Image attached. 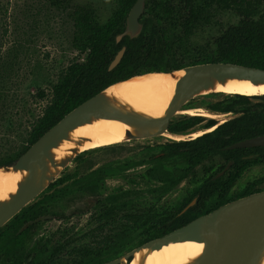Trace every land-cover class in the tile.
Returning <instances> with one entry per match:
<instances>
[{
    "label": "rangeland",
    "instance_id": "obj_1",
    "mask_svg": "<svg viewBox=\"0 0 264 264\" xmlns=\"http://www.w3.org/2000/svg\"><path fill=\"white\" fill-rule=\"evenodd\" d=\"M88 3L95 6L101 22H105L116 7V0H72L71 5L75 7ZM5 4H8L9 13L7 18L0 19V90L10 96L11 110L7 121L0 129V153L12 154L20 149L23 140L38 118L43 115L48 104V99H42L39 91L44 90L49 95L61 72L72 62H85L87 54L80 55L72 48L73 24L67 15L68 12L52 9L46 0H5ZM198 5L197 20L187 28V31H184V23L178 20V16L167 19V37L173 42L177 52L172 67L180 63L191 64L204 50L213 48L215 39L225 30L238 25L245 18L244 15L254 20L264 16V0H240V7H233L230 10L203 3ZM6 28L9 33L3 36L2 31ZM235 97L236 95L217 93L198 95L190 99L180 111L202 110L219 113L213 111L225 107L226 103ZM262 105L264 100L251 97L248 108L253 109ZM188 118L190 116L174 115L170 128ZM204 119L209 120L206 117ZM202 127L203 125L196 126L184 135L166 132V135L178 137L175 140L152 136L74 153L69 159L74 158L60 170L53 180L54 183H49L48 188L0 229V237L3 234H11L16 228L19 229L27 214L47 204L49 209L47 215H52L54 219L41 222L38 232L28 240L23 249L24 255L38 252L40 244L44 246L41 256L32 264L46 263L53 246L63 244L66 248L56 264L77 263L81 259L75 251L90 248L100 250L102 248L100 241L104 236L109 233L122 235L126 229L130 231L129 243L132 250L112 256L114 260L126 257L136 248L161 238L162 236L159 237L157 233V227H154L150 220L155 223L166 217L168 212L197 191L206 177L202 167H198L195 175L189 176L173 191L159 192L161 184L150 178L147 172L155 166L153 156L168 150L169 143L192 139L184 136L196 131H205L201 129ZM128 163L132 164V167L100 180L96 194H86L72 188L71 180H76L81 175L85 176L103 167L119 168ZM161 165L168 171L189 167L181 158L163 161ZM211 170L213 173L217 169ZM68 181V184H64ZM54 184L56 186L64 184L63 186L70 189L67 194H59L55 200L49 201V196L58 190ZM246 190H264V166L253 165L247 169L228 195L227 201L237 199ZM97 194L103 197L102 206L110 204L111 197L124 194L125 199L111 207L119 210L122 216L129 212L138 219L125 225V228L121 226L122 221L110 224L100 233L99 222L94 219V216L99 214V207L80 215L74 213L83 212L82 207H89ZM207 207H216V200H211ZM148 217L150 219L147 221ZM45 241L46 243H43ZM115 241L118 242V238ZM107 257L102 261L105 262ZM55 258L53 257L51 261ZM0 264H8L1 251ZM20 264H27L25 257Z\"/></svg>",
    "mask_w": 264,
    "mask_h": 264
},
{
    "label": "trees",
    "instance_id": "obj_2",
    "mask_svg": "<svg viewBox=\"0 0 264 264\" xmlns=\"http://www.w3.org/2000/svg\"><path fill=\"white\" fill-rule=\"evenodd\" d=\"M46 2L52 9L68 12L67 15L73 24L72 48L80 55L87 54V58L83 63L72 62L66 70L62 71L49 95L44 90L39 91L42 99H48L43 115L33 125L17 152L0 153V167L12 164L68 113L116 83L148 73H170L188 66L206 63H234L264 70V16L254 20L246 15L238 25L230 26L219 35L213 43V48L204 50L202 55L194 58L191 64L180 63L178 66H171L177 52L173 42L167 37V19L178 16V20L184 23V31H187V28L197 20L199 3L230 10L233 7H240V0H147L146 12L141 19L144 24L142 34L134 40L125 37L118 44L116 37L125 31L127 17L137 0H116V7L105 22L100 21L92 3L72 7V0H46ZM7 6L5 0H0V19L8 17ZM2 33L3 36L8 35V29H4ZM124 46L127 50L122 61L115 69L109 71L110 64ZM9 97L7 93L0 90V129L10 114ZM249 105L250 97L236 95L235 99L223 108V111L244 109L245 113L251 116L252 128L264 129V110L255 111L249 109ZM246 119L247 116L237 119L221 126L220 129L233 130L235 134L232 135L239 137L243 133L240 131L245 128L241 122ZM198 121V118L190 119L175 125L169 131H182L192 127ZM211 124L213 122L209 125ZM174 146L176 149L168 153L166 157L180 155L190 163L191 167L171 174L167 182V190L174 189L187 175L194 172V167L202 161L203 148L206 151L215 149L213 141L203 143L202 139ZM234 175L236 174L231 176L234 177ZM232 181L233 178L228 181H223L222 178L210 179L179 203L166 217L155 223L150 220L152 225L157 227L159 237L178 230L197 217L228 203L227 196L235 186ZM253 193L255 191H246L242 197ZM195 198L196 204L183 213ZM213 199L216 200V207L207 208V204ZM137 219L134 217L133 221ZM149 219V217L146 218L147 221ZM18 230L16 228L13 233L3 234L0 237V251L8 259L15 256V250L21 247V241L26 234ZM116 238L118 242L115 241ZM129 238L128 229L124 230L122 235H115L114 238L109 234L100 241L106 249L83 250L82 260L76 264H102L105 253L108 256L106 262L114 260L112 256L132 250Z\"/></svg>",
    "mask_w": 264,
    "mask_h": 264
},
{
    "label": "water",
    "instance_id": "obj_3",
    "mask_svg": "<svg viewBox=\"0 0 264 264\" xmlns=\"http://www.w3.org/2000/svg\"><path fill=\"white\" fill-rule=\"evenodd\" d=\"M146 1L137 0L134 4L127 17L125 31L116 37L117 43H120L125 37H129L131 40L137 39L142 34L144 24L140 20L145 12ZM126 50L127 48L124 46L118 52L109 66V71L119 65ZM178 71H184L185 74L177 82L174 98L164 119L138 118L132 114L108 108L103 94L108 88L127 81L119 82L76 107L16 161L6 167H0V170L14 168L29 172L28 178L19 186L18 192L12 200L0 205V229L46 189L44 186L46 180H50V183L53 182L54 179L47 178V158H49L50 151L56 148L59 142L66 139L70 131L89 123L92 118L117 120L141 130L156 127L158 136L168 132L169 122L190 99L214 89L217 82L225 84L228 80L236 79L248 80L254 85L264 84V70L234 63H206L189 66ZM253 97L264 100V96ZM258 146H264V136L244 141L233 148ZM72 159L59 164V166L52 159L50 162L55 167L65 168ZM38 171H41L39 177ZM195 201L186 210L192 207ZM186 241L204 244L203 255L195 264H259L264 253V191L223 205L178 230L136 248L126 257L105 264H123L124 260L128 263L142 249L159 250L166 245Z\"/></svg>",
    "mask_w": 264,
    "mask_h": 264
},
{
    "label": "bare ground",
    "instance_id": "obj_4",
    "mask_svg": "<svg viewBox=\"0 0 264 264\" xmlns=\"http://www.w3.org/2000/svg\"><path fill=\"white\" fill-rule=\"evenodd\" d=\"M184 74V71H175L171 74H146L108 88L103 96L108 108L132 114L138 118L162 120L174 98L177 82ZM210 93L227 96H264V84L254 85L248 80L236 79L228 80L225 84L217 82L214 89L205 91L199 96H206ZM175 115L201 116L217 121L218 125L215 127L184 136V138L192 139H197L205 133L213 132L227 118L232 116L230 114H219L202 110L178 111ZM157 132L158 129L156 127L141 130L117 120L92 118L89 123L70 131L67 138L59 142L58 146L50 151L49 158H47V178L54 179L60 170L63 169L58 167L59 164L66 162L76 152H85L107 145L130 141L132 137L145 139L155 136L174 140L178 138L166 135V132L157 136ZM50 159L58 166L52 165ZM28 174V171L14 168L0 170V205L12 200L18 192L19 186L28 178ZM40 175L41 171H38V177ZM49 183L50 180H46L45 188H48ZM203 252V243L192 241L178 242L166 245L159 250L142 249L134 255L130 262L127 263L124 260L123 264H195L203 255ZM259 264H264V253Z\"/></svg>",
    "mask_w": 264,
    "mask_h": 264
},
{
    "label": "flooded vegetation",
    "instance_id": "obj_5",
    "mask_svg": "<svg viewBox=\"0 0 264 264\" xmlns=\"http://www.w3.org/2000/svg\"><path fill=\"white\" fill-rule=\"evenodd\" d=\"M145 9H146V7H145ZM145 12H144V14H145ZM144 14H143V16H144ZM143 16L141 17V19L143 18ZM229 103L230 102L226 103V105H228ZM259 107H261V109H259ZM223 108L218 109V110L213 111V112L230 114V115H232V117L227 118L225 120V122L222 123L221 125H219L213 132L205 133L204 135L200 136L197 139H188V141L184 140L185 142H175L173 144L169 143L168 144V146H169L168 150L163 151L160 154L153 156V160L155 161V166H153L151 169H149L147 174L154 181H157L161 184V187L158 190L159 192H171V191H173L184 180H186L189 176L195 175L196 169L198 167H202L203 174L206 177L205 181L203 183H205L206 181H208L210 179L216 180V179L222 178L223 181H228L230 178H233L232 182L236 186L239 178H241V176L244 174V172H246V170L249 169L251 166H253V165L254 166L255 165L256 166L257 165L264 166V146L233 148V146H235L239 143H242L244 141H247V140H250V139H253L256 137L264 136V129L254 130L252 128L253 122L251 120V116L247 112L245 113L244 109H236L234 111L224 112ZM253 109L255 111L256 110L262 111V110H264V105L255 106ZM245 116H247V119L244 120L243 122H241L245 128L242 129V131H240L243 133L239 137H236V135H232V134H235V131H233V130L227 131V130L220 129L221 126L228 124V123H231V122H233L237 119L243 118ZM194 118L199 119L198 123H196L195 125H193L190 128H186L182 131H177V132H170L169 131L170 130V124L172 122V119H171V121L168 124V132L176 134V135H184V134L188 133L191 129H193L199 125H203V127L201 129H203L205 131L218 125L216 120H212V119L205 120L204 117H190L186 120L177 122L176 125L182 124L183 122H186V121H188L190 119H194ZM211 122H213V124L209 125ZM199 139H202L203 143L206 141H213L215 144V149L213 151H206L203 148L202 161L199 165L194 167V172L187 175L179 183V185L176 186L174 189L167 190V184H168L167 182H169V179L171 177L170 175L174 174V173L175 174L179 173L181 170H187L188 168L191 167V165L186 159H184L180 155H175L172 157L170 155H168V157H166V155L168 153H170L171 151L176 149V146H174V145L185 144V143L193 142V141H196ZM230 152H232V153H230ZM174 158H181L183 161H185L189 164V167L186 169H176L174 171L165 170L162 167L161 163L163 161L174 159ZM130 167H132V164L128 163V164H125L124 166H121L119 168L118 167H115L113 169L105 168V167L99 168L98 170H94L85 176L84 175L79 176L76 180H73V181L71 180V183L73 184L72 188H75L77 191H80V192H83L86 194H96L98 192V185H99L100 180H102L106 177L115 176L118 172L127 170ZM211 168H214L217 170L212 173ZM150 172H152V173H150ZM232 174H236V175H234V177H233V176H231ZM68 183H69V181L64 183V184H68ZM64 184H62V185L58 184V186H56L54 184L55 185L54 187L58 188V190H55L54 194H51L49 196V199H48L49 201L55 200V198L58 197L59 194L60 195L67 194V192L70 188H68L67 186H63ZM246 191H255V193H258V192H263L264 190H246ZM255 193H253V194H255ZM127 195L128 194H126V196ZM250 195H252V194H250ZM124 196H125L124 194H122L121 196H113L110 198V204L102 206L103 197L99 196L97 194V196H94V198L91 202V205L89 207L88 206L82 207L83 209H81V210L83 212L76 211L74 213L76 215H80V214H82L88 210H92L94 208L99 207V214L96 215V217L94 216V219H96V221L99 222V229H98L99 232H103L107 228L108 225L115 224L117 222L120 223V221L123 222V225L121 224V226H123L125 228V225H129L133 222V218L136 217V215L130 214L129 212H126V215L122 216V213L119 210L113 209L111 207L112 205L119 204L120 202H122L125 199ZM247 196H249V195H247ZM244 197H246V196H244ZM240 198H243L242 195L235 200H238ZM194 200H196L195 201V204H196L197 199L195 198ZM235 200H233V201H235ZM233 201H229L228 203L233 202ZM228 203H226V204H228ZM226 204H224V205H226ZM46 205L47 204H44L40 208H37L36 210L27 214L25 216V218L23 219L22 225L19 228L18 232H21V233L25 232L26 234H25L23 240L21 241V243H22L21 247L16 248L15 256L9 257V259H8L7 256L4 255L6 262L8 264H20L22 258H24V257H25V260L27 261V264H32L34 261H36V259L39 256H41V254H42L41 250H43V248H44V246L41 244L38 248L39 249L38 252L34 251V252H29L28 254L23 255V249H24V246L27 244L28 240L31 237H33L35 235V233L38 232V226L41 222L54 219V217L52 215H47L49 213V211H48L49 209L47 208L48 205L47 206ZM188 206H190V205H188ZM188 206L186 208H188ZM186 208L184 209L183 213L188 210V209L186 210ZM214 210H216V209H214ZM211 212H209V213H211ZM170 213H171V211L168 212V214H170ZM204 215H206V214H204ZM199 217H201V216H199ZM199 217H197V218H199ZM13 232H14V230L12 231V233ZM109 234H111V233H109ZM109 234H107V235H109ZM112 236L114 238L115 234ZM43 243H46V241ZM65 248H66L65 244L53 246L52 251L49 253L48 261L46 263L44 262V263H39V264H56V263H58L60 254L64 251ZM45 249H46V246H45ZM102 249L103 250L106 249V246L102 245ZM75 252H77L76 255H79L80 259L82 260V251L77 250ZM53 257H56V258L54 259V261H51V259ZM104 257H107V253L104 254L103 258ZM108 262H110V261H108ZM105 263H107V262L105 261L102 264H105ZM73 264H76V263H73Z\"/></svg>",
    "mask_w": 264,
    "mask_h": 264
}]
</instances>
